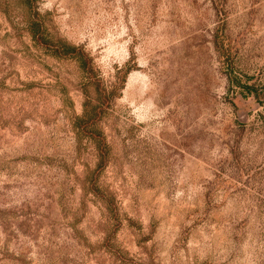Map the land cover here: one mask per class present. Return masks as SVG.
I'll use <instances>...</instances> for the list:
<instances>
[{
	"label": "rangeland",
	"instance_id": "obj_1",
	"mask_svg": "<svg viewBox=\"0 0 264 264\" xmlns=\"http://www.w3.org/2000/svg\"><path fill=\"white\" fill-rule=\"evenodd\" d=\"M36 9L113 90L106 143L76 125L77 61L0 0V264H264V0Z\"/></svg>",
	"mask_w": 264,
	"mask_h": 264
},
{
	"label": "trees",
	"instance_id": "obj_2",
	"mask_svg": "<svg viewBox=\"0 0 264 264\" xmlns=\"http://www.w3.org/2000/svg\"><path fill=\"white\" fill-rule=\"evenodd\" d=\"M27 7L29 18H28V32L31 38L36 44L44 46L48 52L55 57L61 58H73L77 61L79 69L83 72V93L85 94L84 110L83 113L76 119V125L79 129L89 135L90 139H93L97 145L99 152L104 153L102 146L105 145V140L101 138L97 132V123L101 116L102 104L98 97L103 99V96L112 94L113 90L108 91L102 84L100 77V71L93 62L89 55L86 53L82 46H77L61 39L52 37L45 26L43 20L38 17L36 9L37 0H21ZM131 67L126 68L122 82L124 83L127 79L128 74L131 72ZM120 85L123 87L124 85ZM241 87H246L252 94L256 92L253 84L238 83ZM255 91V92H254ZM97 193V187L93 188Z\"/></svg>",
	"mask_w": 264,
	"mask_h": 264
}]
</instances>
